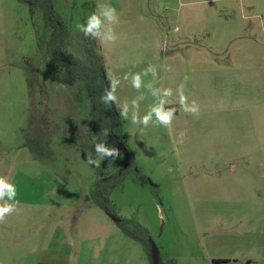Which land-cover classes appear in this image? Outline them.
<instances>
[{"label":"rangeland","instance_id":"1","mask_svg":"<svg viewBox=\"0 0 264 264\" xmlns=\"http://www.w3.org/2000/svg\"><path fill=\"white\" fill-rule=\"evenodd\" d=\"M51 1L74 33L98 6L119 15L116 41L99 45L108 83L119 80L117 113L128 104L123 138L141 177L111 190L115 217L145 228L163 263L264 264V0ZM43 28L39 9L0 0V176L16 188L0 264H151L90 200L121 157L87 163L96 134L86 88L49 60ZM149 65L155 79L143 75ZM149 83L172 90L168 127L155 116L132 123L159 103ZM181 85L198 114L181 107Z\"/></svg>","mask_w":264,"mask_h":264},{"label":"trees","instance_id":"2","mask_svg":"<svg viewBox=\"0 0 264 264\" xmlns=\"http://www.w3.org/2000/svg\"><path fill=\"white\" fill-rule=\"evenodd\" d=\"M21 3L29 4L30 10L34 12L39 9L42 14L44 28L38 36L39 45L45 49L49 60L61 68L72 80L83 82L90 103L91 116L89 120L90 131L96 134L92 143L103 142L110 148H117L121 161L118 169L111 175L97 180L89 193L91 202L106 212L109 216L116 213L110 205L109 195L111 190L122 184L127 175L134 171L141 177L133 156L125 163L123 153L118 142L125 146L121 116L114 112L110 105L101 102L100 97L106 86L104 82L105 65L99 41L85 37L82 32H72L62 21L55 11L51 0H18ZM71 51L79 53L74 56ZM174 109H176L174 107ZM177 113V109L174 114ZM108 135H104V130ZM118 140V141H117ZM122 233L140 242L151 262V244L148 231L137 223L119 218L116 222ZM216 263H227V259H219ZM159 264L163 263L160 260ZM168 264H175L170 262Z\"/></svg>","mask_w":264,"mask_h":264},{"label":"clouds","instance_id":"3","mask_svg":"<svg viewBox=\"0 0 264 264\" xmlns=\"http://www.w3.org/2000/svg\"><path fill=\"white\" fill-rule=\"evenodd\" d=\"M119 22V15L115 7L105 5L97 8L90 16L87 17L83 24L78 25V30L83 33L85 37L98 40L101 44L114 43L117 39L112 25ZM152 74L153 78L156 77V68L152 65L144 71L143 75ZM128 77L125 76V79ZM119 85V80L114 77H109V85L101 95L100 100L105 105H111L117 100L116 89ZM132 86L137 90L142 86L141 74L137 73L132 76ZM147 88L151 91L154 97H161L159 103L150 108L149 112L143 117H140L137 112L132 114L133 124H143L148 126L152 121L153 116L156 118V122L168 127L170 126L176 109L164 108L166 102L162 97H171L172 90L169 89H155L153 83H149ZM179 93V103L185 112L189 114H198V105L193 101L191 105L188 104V98L183 94V85L177 90ZM133 108H137L138 104L136 100L132 101ZM120 115L123 118L128 117V104H124L121 108ZM104 135H108V131L104 130ZM95 157H89L87 163L97 168L100 167L101 162L105 159H111L114 161L120 155L117 148H110L103 142H94ZM16 198V188L6 177L0 176V224L6 221V217L10 216L16 211V205L14 203Z\"/></svg>","mask_w":264,"mask_h":264},{"label":"water","instance_id":"4","mask_svg":"<svg viewBox=\"0 0 264 264\" xmlns=\"http://www.w3.org/2000/svg\"><path fill=\"white\" fill-rule=\"evenodd\" d=\"M104 82H105V86L107 88L109 83H108L106 75H104ZM110 106H111L112 110L114 112H116L115 104L112 103ZM118 145H119V148L121 149V152L123 153L124 161H125V163H127L130 160L129 150L127 149V147L122 142H118ZM111 217L114 219L115 222L119 221V218L112 216V215H111ZM150 244H151V264H159L160 263L159 249L152 240H150Z\"/></svg>","mask_w":264,"mask_h":264},{"label":"crops","instance_id":"5","mask_svg":"<svg viewBox=\"0 0 264 264\" xmlns=\"http://www.w3.org/2000/svg\"><path fill=\"white\" fill-rule=\"evenodd\" d=\"M175 108H176V107H175ZM176 109H177V108H176ZM177 113H178V109H177ZM177 113H176V114H177Z\"/></svg>","mask_w":264,"mask_h":264}]
</instances>
